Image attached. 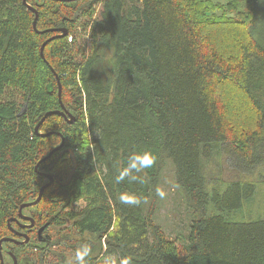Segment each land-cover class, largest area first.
I'll return each instance as SVG.
<instances>
[{"label":"trees","instance_id":"1","mask_svg":"<svg viewBox=\"0 0 264 264\" xmlns=\"http://www.w3.org/2000/svg\"><path fill=\"white\" fill-rule=\"evenodd\" d=\"M261 1L27 0L39 31L67 29L42 57L41 44L58 32H36L28 5L0 0V239L22 240L9 227L23 229L8 221L37 197L43 172L65 180L72 168L65 153L48 170L56 151L34 170L61 142L34 131L47 111L60 109L55 74L73 122L48 115L39 131L59 132L78 165L68 185L52 183L23 208L48 226L41 240L33 227L24 231L28 243L3 241L5 264H69L84 243L92 248L88 264L111 253L132 264H264ZM144 150L156 157L137 173L144 183L117 184L127 157ZM166 159L194 215L184 243L154 220ZM224 165L236 178H223ZM123 191L146 197L147 206L119 203Z\"/></svg>","mask_w":264,"mask_h":264},{"label":"rangeland","instance_id":"2","mask_svg":"<svg viewBox=\"0 0 264 264\" xmlns=\"http://www.w3.org/2000/svg\"><path fill=\"white\" fill-rule=\"evenodd\" d=\"M210 1L213 3H218L219 5H223L225 2V0H210ZM260 4L262 5L259 6V10L261 12V15L260 12L259 15L262 17V31L264 33V0H262ZM27 5L30 6L28 3ZM99 9H100L99 3L95 4L94 17L98 15ZM208 170H210L212 173L216 172V167L212 162H209L207 171ZM261 170L264 172V166L261 167ZM173 173H174L173 163L170 159H166L163 168L160 172V176H159L160 180L158 186L164 187L168 195L164 200H160L157 197L158 208L154 220L157 224H159L162 227V229L166 232V234L170 238L176 239L179 242L184 243L188 240L194 215L192 213L191 208L187 207L185 203L184 195L181 189L176 185ZM223 178L234 179L236 178V174L234 171L229 170L224 165ZM46 181L47 179L45 178V182ZM259 191L264 197V185H260L259 187V184H257V193ZM257 203L260 206L264 205L263 200L259 198H257ZM147 204L148 202L145 203L144 205L147 206ZM259 212H262L261 208H259Z\"/></svg>","mask_w":264,"mask_h":264},{"label":"water","instance_id":"3","mask_svg":"<svg viewBox=\"0 0 264 264\" xmlns=\"http://www.w3.org/2000/svg\"><path fill=\"white\" fill-rule=\"evenodd\" d=\"M23 3H25L27 5V0H22ZM29 8L34 12V20L32 22V26H33V29L36 31V32H40V33H44V32H48V31H57L58 33L47 38L40 46V55L42 57H44V47L46 45V43L56 37H62V36H66L67 35V29L66 28H52V29H45V30H42V31H39L36 27V21H37V18H38V12L36 9H33L31 6H29ZM55 77H56V81L58 83V90H57V96H58V101L60 103V109L59 110H52V111H47L42 117L41 119L39 120V122L35 125L34 127V131L35 133H37L38 135L40 136H49L53 133L59 135L61 137V142L60 144H58L56 147H54L53 149H51L47 155H45L43 158H41L37 163L36 165L34 166V170L37 172L38 171V166L41 162H45L46 160H48L54 152L58 151V154L55 156V158L53 159L51 165L48 167V170L51 171L52 168L54 167V165L59 161V159L65 154V153H69L70 155V158L72 160V168L70 170V172L68 173L67 177L65 178V180H61L59 178H55L53 177L51 174L49 173H44L43 175L45 176V178L47 179V181L39 188L38 190V194H37V197L33 200V201H30V202H26V203H22L19 208H18V218L19 219H23V220H28L30 221V224L29 225H26L27 227L28 226H32L33 222H34V219L30 216H26V215H23L22 214V210L23 208L25 207H28V206H31V205H34L36 204L42 197V194H43V191L48 187L50 186L52 183L56 182L58 185L60 186H66L70 183L71 179H72V176L76 170V165H77V162H76V157H75V153H74V150L71 149V148H64L61 150L63 144H64V138L63 136L59 133V132H48V133H42L39 131L40 129V126L41 124L44 122V120L46 119V117L48 115H52V114H60L61 116H63L66 120H68L69 123H72L73 122V116L71 115V113L65 108V106H63L62 102H61V84H60V80H59V77L57 76V74H55ZM41 173V172H40ZM18 218H12L8 221V225L10 223V221H13V222H16V223H19V219ZM24 226V225H23ZM48 226V223H45L43 224L38 230H37V233H38V237L40 238L42 235V231ZM12 230V229H11ZM15 232V230H12ZM21 236H23L25 238L24 241H16L15 239L13 238H2L0 239V263L3 264V260H2V254H1V244L3 241H12L16 244H19V243H23V242H27L28 241V236L27 234H20ZM13 264H16V259H14V262Z\"/></svg>","mask_w":264,"mask_h":264},{"label":"clouds","instance_id":"4","mask_svg":"<svg viewBox=\"0 0 264 264\" xmlns=\"http://www.w3.org/2000/svg\"><path fill=\"white\" fill-rule=\"evenodd\" d=\"M156 157L151 151H133L127 157V163L122 167L118 175L115 177L117 184L128 180L129 183L139 182L144 183V179L138 176L137 173L143 172L145 169L151 168L155 163ZM155 195L160 200L166 199L168 193L162 186H157ZM119 203L129 206H139L142 203H147L146 198H142L134 192L123 191L118 197ZM92 255V248L89 244L84 243L76 247L74 255L69 261V264H88V259ZM103 264H132L131 256H119L118 253H111L104 257Z\"/></svg>","mask_w":264,"mask_h":264},{"label":"flooded vegetation","instance_id":"5","mask_svg":"<svg viewBox=\"0 0 264 264\" xmlns=\"http://www.w3.org/2000/svg\"><path fill=\"white\" fill-rule=\"evenodd\" d=\"M59 1H62V2H72V1H75V0H59ZM69 154V153H68ZM70 156V155H69ZM45 172H43L42 174H44ZM45 177V176H44ZM19 219V218H18ZM10 222H12V221H10ZM18 225H20V227L23 229L22 231H23V233L22 232H17L16 230H15V233H16V235H19L20 236V234H26V233H24V231H30L33 227L35 228V232L37 233V230L42 226V224L41 225H35V223L33 222V224H32V226H26V225H29L30 224V221H28V220H24L23 222H20L19 221V223H17ZM9 225H10V223H9ZM8 225V226H9ZM24 225V226H23ZM10 228V230L12 229V230H14L12 227H9ZM11 230V231H12ZM14 232V231H13ZM14 233V234H15ZM44 234V230L42 231V234L41 235H43ZM37 235H38V233H37ZM5 238V237H4ZM21 238H22V240L21 241H24L25 240V238L23 237V236H21ZM29 238V237H28ZM39 238V237H38ZM14 239V238H13ZM40 240H41V237L39 238ZM16 240V239H15ZM16 241H19V240H16ZM29 242V239H28V241L27 242H23V243H28ZM14 243V242H13ZM23 243H19V244H23ZM14 244H16V243H14ZM1 248H2V244H1ZM1 254H2V252H1ZM6 255L8 256V257H11V255L12 254H10L8 251H6ZM12 258V257H11ZM15 259V258H14ZM2 260H3V264H5L4 263V257H3V255H2ZM7 262H9V259L7 258ZM13 262H14V260H13ZM1 264V263H0ZM6 264H9V263H6Z\"/></svg>","mask_w":264,"mask_h":264},{"label":"bare ground","instance_id":"6","mask_svg":"<svg viewBox=\"0 0 264 264\" xmlns=\"http://www.w3.org/2000/svg\"><path fill=\"white\" fill-rule=\"evenodd\" d=\"M101 51V50H100ZM68 67V66H67ZM160 67V66H159ZM61 77V76H60ZM63 88V87H62ZM77 91V90H76ZM87 94V93H86ZM62 97V96H61ZM80 97V96H79ZM99 100V99H98ZM100 101V100H99ZM70 102V101H69ZM82 103V102H81ZM94 103V102H93ZM87 105H88V103H87ZM99 105V104H98ZM72 106V105H71ZM101 106V105H100ZM97 107V106H96ZM72 108V107H71ZM86 108V107H85ZM93 110V109H92ZM120 110V109H119ZM113 111V110H112ZM122 111V110H121ZM114 112V111H113ZM119 114V113H118ZM58 115V114H57ZM115 115V114H114ZM54 118V117H53ZM75 118V117H74ZM78 118H79V116H78ZM47 119V118H46ZM48 120H49V118H48ZM48 120H44V122L45 121H48ZM63 121V120H62ZM77 121V120H76ZM54 122V121H53ZM48 123H50V122H48ZM64 123V122H63ZM78 123V122H77ZM43 124V123H42ZM41 124V125H42ZM46 124V123H45ZM53 124V123H52ZM59 124V123H58ZM62 124V123H61ZM80 125V124H79ZM44 126V125H43ZM42 126V127H43ZM82 127V126H81ZM81 129H83V128H81ZM96 129V128H95ZM92 130V129H91ZM227 130V129H226ZM66 131H67V129H66ZM69 132V131H68ZM77 132V131H76ZM66 133V132H65ZM227 133V132H226ZM229 134V133H228ZM68 135V134H67ZM233 136V135H232ZM42 137V136H41ZM52 137V136H51ZM57 137V136H56ZM43 138V137H42ZM50 138V137H49ZM96 138V137H95ZM230 138V137H229ZM52 139H54V137L52 138ZM69 139V138H68ZM234 139V138H233ZM50 140V139H49ZM51 141V140H50ZM53 142V141H52ZM48 145V144H47ZM84 156V155H83ZM87 160V159H86ZM90 160V159H89ZM63 161V160H62ZM199 161V160H198ZM217 161V160H216ZM60 163V162H59ZM90 163V162H89ZM200 163H202V162H200ZM85 164V163H84ZM83 164V165H84ZM78 166V165H77ZM82 167V166H81ZM168 167V166H167ZM54 168V167H53ZM155 168V167H154ZM252 168V167H251ZM90 169V168H89ZM92 170V169H91ZM146 170V169H145ZM246 170V169H245ZM159 172V171H158ZM203 172V171H202ZM252 172V171H251ZM176 173V172H175ZM206 173H208V172H206ZM141 174V173H140ZM148 174V173H147ZM157 174V173H156ZM174 174V173H173ZM106 175V174H105ZM153 175H154V173H153ZM207 175V174H206ZM211 175H212V173H211ZM140 176H142V175H140ZM160 176V175H159ZM161 176H163V175H161ZM175 176V175H174ZM209 176V175H208ZM144 177V176H143ZM158 177V176H157ZM211 177V176H210ZM213 178V177H212ZM216 178H218V177H216ZM150 179V178H149ZM154 179V178H153ZM246 179V178H245ZM166 180V179H165ZM214 180V179H213ZM150 181V180H149ZM154 181V180H153ZM231 181V180H230ZM259 181V183L261 182V180H258ZM263 181V180H262ZM148 182V181H147ZM237 182V181H236ZM219 183V182H218ZM258 183V184H259ZM149 184V183H148ZM147 184V185H148ZM151 184V183H150ZM252 184V183H251ZM242 185V184H241ZM203 186V185H202ZM216 187H218L217 185H215ZM151 187V186H150ZM179 187V186H178ZM215 187V188H216ZM259 187H260V185H259ZM148 188V187H147ZM155 188V187H154ZM200 188V187H199ZM218 189V188H217ZM154 190V189H153ZM152 190V191H153ZM197 191V190H196ZM216 191V190H215ZM201 192V191H200ZM203 192V191H202ZM199 193V192H198ZM151 195V194H150ZM196 195V194H195ZM212 195V194H211ZM155 196V195H154ZM211 197V196H210ZM146 198V197H145ZM21 229V228H20ZM32 230V229H31ZM28 231V230H27ZM29 232H31V231H29ZM21 236V235H20ZM93 257V256H92ZM28 260V259H27ZM91 260V259H90ZM88 261H89V259H88ZM89 263V262H88Z\"/></svg>","mask_w":264,"mask_h":264}]
</instances>
